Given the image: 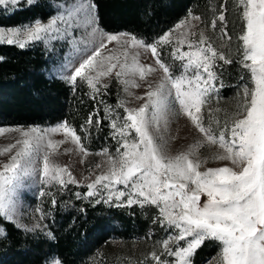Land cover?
Listing matches in <instances>:
<instances>
[{
	"label": "snow or ice",
	"instance_id": "snow-or-ice-1",
	"mask_svg": "<svg viewBox=\"0 0 264 264\" xmlns=\"http://www.w3.org/2000/svg\"><path fill=\"white\" fill-rule=\"evenodd\" d=\"M19 2L0 0V5H17ZM27 2L31 4L34 0ZM236 3L238 10L242 9L239 18L243 22L242 34L238 37L242 41L237 49L242 56L239 63L249 71L252 86H242L237 94L235 111L225 112L223 122L214 114L220 113V108L209 109L207 125L202 109L214 95L219 97V88L224 86L216 71L218 62H233L224 11L214 15L210 25L190 12L188 18L151 44L130 33H107L101 29L94 0H73L61 5L57 15L47 23L36 20L32 25L0 28V44L16 45L21 49L32 41L73 37L71 43L75 55L69 58L71 74L66 79L72 84L77 78L86 82L93 98L100 92L97 85L101 78L112 75L114 69H119L115 71V77L129 95L130 87L140 86L137 77L144 80L156 71L152 65L139 62V51L131 56L130 62L127 48L121 53L123 61L120 55L112 54V50L102 54L108 43L151 51L156 65L163 70V77L155 87L148 86L146 102L139 108H128L120 101L117 107L123 108L126 114L122 118L119 114L113 118L111 106L105 105V118L111 120L113 138L119 137L120 146L115 156L109 154L108 149L96 153L107 157L109 168L87 185L86 197L99 195L104 203L120 202L116 204L118 207L124 204L156 206L161 227L173 229L174 234L158 241L162 246L159 253H150L155 264H192L191 258L206 240L216 241L220 246L209 264H264V0H236ZM193 21H201L212 30L219 22L220 38H227L229 53L215 47L203 29L199 31L198 40L190 39L197 36L192 31L196 27ZM74 30H82L79 39L74 37ZM165 44L173 45L170 53L173 59L186 61L180 75L173 76L171 66L158 54V47ZM185 45L188 51L182 50ZM176 104L178 110L174 108ZM170 114L188 117L204 137L203 141L198 140L188 151L174 157L167 155V141L160 134L161 125L167 129ZM86 123H93L91 114ZM6 131L19 133V139L0 148V156L9 157L0 166V217L28 232L43 231L46 225L39 221L45 219L46 213L39 206L35 209L40 214L35 224L29 227L18 222L22 215L18 190L25 186L26 180H35L37 176L38 182L45 186L55 184L64 188L68 184H78L67 166L57 164L52 157L58 154L59 146L68 141L85 157L89 152L76 130L66 121L48 129L0 128V135ZM58 133L64 135L63 140L52 138ZM205 145H215L222 150L214 153L212 159L228 160L235 167L200 171L207 160H201L198 151ZM68 151L71 149H65ZM116 185H123L124 190ZM103 193L107 194L106 198ZM202 194L207 196L203 203ZM45 195L53 197L51 203L55 206L54 194L41 189L39 196ZM76 195L80 197V193ZM124 197H127L126 201ZM45 234L54 238L50 231ZM0 235L5 233L0 230ZM162 256L174 259H161ZM51 264H62V261L54 259Z\"/></svg>",
	"mask_w": 264,
	"mask_h": 264
},
{
	"label": "rangeland",
	"instance_id": "rangeland-1",
	"mask_svg": "<svg viewBox=\"0 0 264 264\" xmlns=\"http://www.w3.org/2000/svg\"><path fill=\"white\" fill-rule=\"evenodd\" d=\"M50 1L54 8V13L49 18L40 20L43 23H47L51 17L56 16L58 11L61 9V5H67L73 2V0ZM205 3V7H189L185 15L165 33L169 32L171 29H174L175 26L185 18H188L190 12L193 15L200 16L201 20L206 21L208 25H210V21L214 15H219L220 11L225 12L227 32L231 36L230 53L229 47L227 46L229 43L227 38H220L221 25L219 22L217 23V28L215 30H212L209 26L201 21L192 22L194 25H196L192 31L196 32L197 36L190 37V39L198 40L199 31L203 29L205 35L211 37L214 46L222 51H225L226 53H229L230 58L233 61L231 64H224L222 61L218 62L216 71L220 75V79L222 80L224 86L219 88V97L217 98L214 95L210 103L205 105L202 109L204 122L207 125L209 120V109L215 110L216 108H220L222 111L220 113L214 114L219 116L221 122H223L225 112L232 113L235 111L236 103L239 98L237 94L242 90V86L247 84L249 87H251L252 85L250 83L251 77L249 71L239 63L240 59L242 58L241 52L237 51V49L242 45V41L238 39L239 35L242 34L243 29V22L239 18V11L242 9L238 10L236 0H206ZM221 5L224 7L221 8ZM16 7H18V4L0 5V9H6L10 11ZM35 21L10 26L0 25V28L9 29L24 25H32ZM81 34L82 30H74V37L76 39H79ZM72 39L73 37H67L64 39L49 38L42 41H32L29 42V44H39L45 49L47 53H49L51 63L48 69V75L50 77L60 78L69 83L71 86L78 84L81 88H84L87 99L93 100V107L89 110L85 117H82L79 127L74 128L66 120H61L48 125H5L0 126V128H23L26 130L31 127H39L41 129H48L66 121L68 125L74 128L77 134L81 137V141L89 152V155L85 157L77 150L74 144L68 141L60 145L58 154L52 157V159L57 164L61 166H67L75 179L79 181L78 184H68L67 187L64 188H61L59 185L55 184L52 186H45L38 182V176L35 180L29 178L25 181V186L18 190L20 209L22 213L18 222L28 225L29 227L35 224L38 221L40 215L39 213L35 212V209L39 206L46 213L45 219L39 222L42 225H46V228H44L43 231L37 230L35 232H28L22 228L20 229L26 233H30L31 235L37 237L39 236L42 239L49 238L45 233L50 231L54 237L55 229L60 223V213L67 211L70 208H75L74 211L81 212L80 215H82L83 219V217H86L85 211L80 206H82L84 202L88 201L94 205H97L99 211L106 212V218L109 219H107V222H105L100 230H95L93 232L95 234L102 233L103 240L101 243L92 245L85 237V234H83L80 239L76 240V249L80 250V252L83 254V257L85 258L84 262L76 264H141L142 261L144 264H155V261H153L150 257V253L152 251H157L159 253L162 250V246L158 244V241H162L163 239H166L168 235L174 234L173 229H165L161 227L157 220V217L159 216V209L156 206L149 204H145L143 207H141L139 204H133L131 206L124 204L123 206L118 207L116 204L120 202L113 200L109 203H104L103 199H101L99 195L86 197V193L88 191L87 185L94 181L97 175L106 173L109 168L107 157L103 155H96V153H101L104 149H108L109 154L115 156L116 149L120 146L117 142L119 137L117 136L116 138H113V129L110 126V119L105 118L107 120L106 133H104L102 130L103 118L105 117V105L111 106V115L113 118L116 114H119L121 118L126 115L123 108L117 107L120 101H124L125 106L128 108H139L146 102L147 97L145 96V93L149 90L148 86L152 85V87H155L156 84L160 82L161 78L163 77V70L159 69V66L156 65L155 59L153 58L150 50L145 51L144 49L128 48L127 45H118L116 42L108 43L107 48L102 50V54H108L109 50H112V54L120 55V59L123 61L124 57L121 55V53L125 50V48H127L130 62L131 56L139 51V62L141 64L152 65L156 71L149 74L144 80H140L137 77V83L140 86L135 88L130 87L128 92H130L131 95H129L124 91V86L115 77V71L119 69H114L112 75L101 78L100 84L97 85L100 88V92L95 95V98H93L91 94L92 90L89 88L86 82L77 78L76 83L72 84L66 79V77L71 74L69 58L75 55L73 52V44L71 43ZM137 39L143 40L146 44H151L158 40L157 38L153 42H147L139 37H137ZM172 47V44L159 46L158 54L166 64L171 66L172 75L177 76L183 71L182 64L186 61L182 62L173 59L170 55ZM182 50L188 51L187 46H183ZM188 74L191 75V72ZM241 77H243V79H241ZM103 84H107L108 87L103 88ZM217 86L219 87V81L217 82ZM137 97H144V99H137ZM174 108L178 110L179 105H174ZM90 114L92 115L93 123L88 125L86 121L88 120ZM168 119L169 123L167 125V129L164 130L163 125H161L160 133L167 141L165 150L168 156L174 157L181 152H186L188 151L190 145L195 144L198 140L203 141L204 137L202 134L199 133L197 129H195L191 121L185 115L170 114ZM97 120L100 121L99 124L96 123ZM153 131L155 132V130ZM101 134L104 136L102 141L98 140V137ZM134 135L135 133L133 131L132 136ZM52 138L54 140H63L64 135L62 133L53 134ZM16 139H19V133L6 131L4 135H0V148H3L10 143H15ZM65 149H71V151L65 152ZM121 151H123V149H121ZM221 151L222 150L218 149V147L215 145H205L204 147L200 148L198 151L199 158L201 160H207V163L202 165L200 171H204L207 168L224 166L235 167L228 160H214L211 158L214 153ZM8 158V155L0 156V166H2L3 163H6ZM97 165H100V167H97ZM235 170L239 171V168H235ZM115 187L120 190H124L123 185H116ZM41 189H43L45 192H51L54 194L56 200L55 206H53L51 203L53 198L52 196H39ZM76 193H80L79 198L77 197ZM103 195L106 198L107 194L103 193ZM97 199H101V202L96 203ZM126 199L127 197L123 198L125 201ZM206 200L207 196L202 194L201 203L205 202ZM114 212H122L124 217L131 218L136 217V214H138L139 217L145 218L147 220L146 226L140 230L134 225L131 230L126 231L122 221L118 219L119 217H117V215L113 214ZM154 220H157V222L154 223ZM0 230L5 233L1 224ZM2 236L4 235H0V237ZM218 251L219 250L203 259L200 264H209V262L213 261L214 257H216ZM54 259L59 258L55 254L44 255L41 257V261L38 264H51V261ZM161 259H167L171 261L174 258L162 256ZM191 259L192 264H194L193 257ZM62 264L64 263L62 262Z\"/></svg>",
	"mask_w": 264,
	"mask_h": 264
},
{
	"label": "trees",
	"instance_id": "trees-1",
	"mask_svg": "<svg viewBox=\"0 0 264 264\" xmlns=\"http://www.w3.org/2000/svg\"><path fill=\"white\" fill-rule=\"evenodd\" d=\"M206 0H94L99 26L107 32H126L147 42H153L180 20L191 6L205 7ZM54 8L50 0H34L29 4L21 0L13 10L0 9V25L10 26L45 20L52 16ZM0 126L48 125L66 120L78 128L93 100L87 99L84 88L71 86L66 81L50 77L51 58L39 44H29L21 49L16 45L0 44ZM111 87V86H110ZM109 87V88H110ZM111 89V88H110ZM103 114V110H102ZM102 130L107 131L103 118ZM103 134L98 137L102 141ZM81 212L70 208L59 215L60 223L54 238L42 239L16 227L13 222L0 217L5 235L0 237V264H38L44 255L55 254L64 264L84 262L76 249V240L83 234L92 245L102 242V233L95 234L107 222L106 212L98 206L84 202ZM79 207V208H80ZM80 208V209H81ZM126 231L134 225L142 230L145 218L124 217L114 212ZM219 243L206 240L193 256V263L219 250Z\"/></svg>",
	"mask_w": 264,
	"mask_h": 264
}]
</instances>
